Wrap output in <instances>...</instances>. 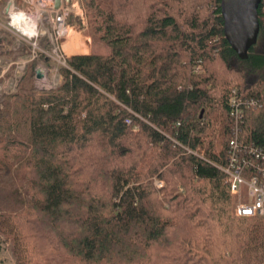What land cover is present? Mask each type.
<instances>
[{"label":"trees","instance_id":"obj_1","mask_svg":"<svg viewBox=\"0 0 264 264\" xmlns=\"http://www.w3.org/2000/svg\"><path fill=\"white\" fill-rule=\"evenodd\" d=\"M82 2L108 52L71 55L49 90L29 61L2 95L0 175L13 182L0 183V252L17 264H264V217L235 214L220 168L233 87L256 101L242 105L240 142L264 149V0L246 59L221 0ZM13 42L3 31L0 54L28 53Z\"/></svg>","mask_w":264,"mask_h":264},{"label":"built area","instance_id":"obj_2","mask_svg":"<svg viewBox=\"0 0 264 264\" xmlns=\"http://www.w3.org/2000/svg\"><path fill=\"white\" fill-rule=\"evenodd\" d=\"M3 11L9 15V30L17 36L18 48L21 44L28 45V55L24 59L28 62L41 55H50L41 44L42 37H48L52 51L60 48L59 43L70 28L68 20L71 16L85 22L79 0H70L69 3L61 0L59 8H56V0H7ZM43 12L47 14L43 15ZM16 14L23 15L19 22L23 27L15 24ZM43 24H47L45 28ZM22 62L19 57L17 64ZM196 72H202L201 65L197 66ZM255 102L243 99L238 88H232L229 104L235 118L234 134L230 138L228 164L220 166L228 176L231 193L237 198L235 214L241 218L264 217V149L253 145L246 147L240 142L242 105H255ZM163 184L160 181L158 185Z\"/></svg>","mask_w":264,"mask_h":264},{"label":"rangeland","instance_id":"obj_3","mask_svg":"<svg viewBox=\"0 0 264 264\" xmlns=\"http://www.w3.org/2000/svg\"><path fill=\"white\" fill-rule=\"evenodd\" d=\"M6 1L7 0H0V6H1V9H0V38L2 36L3 31H6L11 36L13 35L14 42L12 44V49L17 50L18 44H19L17 41V36L14 35L9 30V21H10L9 15L3 11V6L5 5ZM79 1L84 11V7L82 4L83 2L82 0H79ZM24 5H27V3L25 2ZM45 14L47 13L43 12V15ZM69 24L71 25L70 27L72 28V33L69 37L68 43H65L66 39H68L67 36L65 35V37H63L59 43V46H60L59 49H57L56 51H52L51 46L48 49L46 48V50H48L50 54L46 56L51 58L52 64L46 65L43 59H41L42 55L34 59V60H39V63L36 66V69L40 68L45 73V76L43 78H37V75L35 76V86L40 90H49L51 88L56 87L57 85L61 83L62 75L59 73V68L61 66H66V59L72 55L70 53H74V52L80 53V52H85L88 50V46H89L88 41L79 34V33H83V34L87 33L89 35L88 22H87L86 15H85V22H83L82 19L80 18L73 17V23H69ZM46 25L47 24H43L42 27L45 28ZM94 44H96L94 46L96 50L95 52H99V53L108 52L107 47L101 44H98V43H94ZM23 45H27V44H21L20 46H23ZM3 51L4 52L6 51V47L0 45V53ZM27 55L28 53L24 56L19 55V57L23 59L22 63H24V65L22 63L18 65L17 59L19 57L13 58V57L7 56L6 54H0V80H2L0 82V102H1L2 95L4 92L17 90V87L19 85V82L22 76L25 75L27 71L26 66L28 64V61L24 60L26 59ZM13 64L15 65V70L13 74L8 76L7 74L8 70L10 66ZM4 70L6 71L3 73ZM25 79L28 80L30 78L26 77ZM160 181L161 180H155V183L157 186H159L158 184ZM10 182H13V179L10 176L5 177V176L0 175V183H10ZM0 264H17L16 256L13 253L10 246H8L7 244L3 246V249L0 252Z\"/></svg>","mask_w":264,"mask_h":264},{"label":"water","instance_id":"obj_4","mask_svg":"<svg viewBox=\"0 0 264 264\" xmlns=\"http://www.w3.org/2000/svg\"><path fill=\"white\" fill-rule=\"evenodd\" d=\"M70 2V0H65ZM262 0H221L225 37L240 58H248L250 48L258 42L260 33L259 6ZM61 0H56V8ZM43 78L42 69H36Z\"/></svg>","mask_w":264,"mask_h":264},{"label":"crops","instance_id":"obj_5","mask_svg":"<svg viewBox=\"0 0 264 264\" xmlns=\"http://www.w3.org/2000/svg\"><path fill=\"white\" fill-rule=\"evenodd\" d=\"M71 26V25H70ZM82 37H84L87 41H88V44H89V46H88V50L87 51H85V52H80V53H72V55H74V54H91L92 52H95L96 50H95V45L96 44H94L93 42H92V39H91V37L87 34V33H85V34H83V33H79ZM68 39H66V42L65 43H68ZM64 43V44H65Z\"/></svg>","mask_w":264,"mask_h":264},{"label":"bare ground","instance_id":"obj_6","mask_svg":"<svg viewBox=\"0 0 264 264\" xmlns=\"http://www.w3.org/2000/svg\"><path fill=\"white\" fill-rule=\"evenodd\" d=\"M21 17H23V15H21V14H16L15 15V24H17L19 27H23V25L21 23H19L21 21ZM71 33H72V28L70 27L68 29L67 34H66L68 40H69V37H70Z\"/></svg>","mask_w":264,"mask_h":264}]
</instances>
